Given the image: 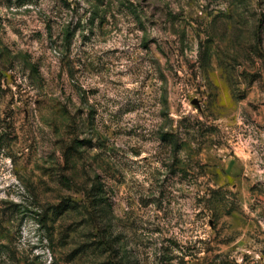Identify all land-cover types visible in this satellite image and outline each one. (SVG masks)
Segmentation results:
<instances>
[{
	"label": "rangeland",
	"instance_id": "374dc122",
	"mask_svg": "<svg viewBox=\"0 0 264 264\" xmlns=\"http://www.w3.org/2000/svg\"><path fill=\"white\" fill-rule=\"evenodd\" d=\"M0 264H264V0H0Z\"/></svg>",
	"mask_w": 264,
	"mask_h": 264
}]
</instances>
